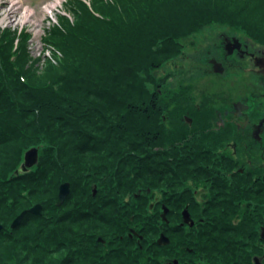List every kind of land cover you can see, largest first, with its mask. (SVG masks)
<instances>
[{"label":"trees","instance_id":"trees-1","mask_svg":"<svg viewBox=\"0 0 264 264\" xmlns=\"http://www.w3.org/2000/svg\"><path fill=\"white\" fill-rule=\"evenodd\" d=\"M65 7L72 19L60 16L46 32L53 59L45 64L28 52V32L16 47V31L0 32V264L264 262V200L250 211L235 198L202 205L188 194L184 181L204 173L203 154L172 143L167 107L149 89L160 86L152 70L182 52L180 40L208 26L238 28L264 45V0H69ZM33 148L39 164L24 172ZM65 183L70 194L59 205ZM156 188L164 190L158 207L177 209L166 219L158 209L147 214ZM39 204L40 216L30 212ZM186 206L193 227L181 224ZM162 233L169 245L158 243Z\"/></svg>","mask_w":264,"mask_h":264},{"label":"rangeland","instance_id":"rangeland-1","mask_svg":"<svg viewBox=\"0 0 264 264\" xmlns=\"http://www.w3.org/2000/svg\"><path fill=\"white\" fill-rule=\"evenodd\" d=\"M30 1L31 6L34 8V12L30 17V23L26 21L23 23L25 26L24 31H29L28 33L31 35L27 48L32 57L36 58L38 55H45L44 59L39 63L45 64V61L53 59L51 50L44 48L46 47L44 46L46 32L55 26L53 24L57 22L58 15L65 14V5L69 0L56 1V9L53 8L50 10V8H48V12L45 11V13L42 9V5L48 0ZM85 1L87 2L89 0ZM9 2L11 1L0 0L1 13H8V8L10 7ZM27 3V1L24 2V4ZM21 9H18V11L20 12ZM18 11L16 14H12L16 17ZM10 16L11 15H8V19H6L9 22L12 21L9 19ZM19 31L20 30H18L17 33L20 38ZM34 33L36 34L34 35ZM225 38L241 39L243 42L248 43L254 50L264 51V45L254 41L238 28L216 24L203 28L202 32L192 38L180 40L183 46L182 52L174 57V59L167 61L161 67L152 70L153 78L158 81V85L160 86L157 88L156 85L152 84L149 86V89L153 93L157 91L160 92L161 96L157 98L159 102L162 100L167 107L164 111L162 110V112H164L162 114L163 119H166L164 121L165 127L170 133V140L176 145L180 144V146H185L186 144H191L193 146H199L201 142V145L204 143L209 149L217 152L219 149L217 148L218 145L215 143L214 138L218 133L222 134V132L227 130L224 129L221 124L219 113H223L227 107L231 108L233 103L237 100L249 99L251 97L247 95L248 90L242 88L240 85L242 82L250 84L255 93L258 92V86L264 82V75L261 69L255 64H250L248 63L249 61L246 60L241 61L236 55L230 56L229 58L227 57L228 55L225 51L224 44ZM59 56L60 53H58V57ZM214 60L222 61L225 69L224 74L214 72L212 65V61ZM187 119L191 120V122H188ZM200 130L202 133L199 134L198 137H185L189 135L195 136L196 132ZM187 139L191 142L188 143ZM193 139H196V141ZM224 140L223 151L226 155L231 157V155H233L232 146L230 147L232 140L229 139V137L224 138ZM227 146L229 148L226 150L225 147ZM206 165L202 164L203 167H207ZM36 166L31 169L36 168ZM201 185L202 186H199L200 188L208 187L203 184ZM199 194L200 191L197 196L194 194L195 199L199 203L203 205L209 202V200H206L208 198H199ZM173 195H175V192L170 196ZM163 197L164 190L162 188H156L151 195L147 214H152L153 210L158 209V214L162 219H166L169 212H171L170 210L173 209L177 211V209L165 203L160 204L158 207V203L163 201ZM188 208V206L183 208L180 213L181 216L184 210ZM166 211L168 212L166 213ZM173 215L174 214H172V216ZM182 223L183 216L181 224ZM259 231L261 236L262 231Z\"/></svg>","mask_w":264,"mask_h":264},{"label":"flooded vegetation","instance_id":"flooded-vegetation-1","mask_svg":"<svg viewBox=\"0 0 264 264\" xmlns=\"http://www.w3.org/2000/svg\"><path fill=\"white\" fill-rule=\"evenodd\" d=\"M224 44L228 58L236 55L241 61H249L248 63L255 64L260 68L264 75L263 50H254L248 43L237 38H225ZM237 46L239 48H236ZM229 49L232 50L231 53H229ZM214 61H212L213 70L217 73L214 69ZM217 62L223 65L222 61ZM224 72L219 74H224ZM240 85L248 90L247 95L251 97L239 99L233 103L231 108L227 107L223 113H219L221 124L227 130L222 134L218 133L214 138L218 145V153L209 149L204 143L201 145V142V146L186 144L183 147H186L184 149L186 151L199 148L203 154L202 164H207V167L202 166L204 173L199 177L187 178L184 181L186 184L184 187L188 194L194 193L195 196L200 191L199 198H208L207 201L214 198L224 201L231 197L235 198L236 206L240 210L249 209L251 211L253 209L257 211L258 208L255 209L256 202L264 200V82L258 86L257 93L248 83L242 82ZM187 121L191 122L189 119ZM201 133L200 130L196 132L195 136L185 137L195 138ZM223 137H229L232 140L230 147L232 146L233 155L231 157L223 151L225 141ZM187 140L188 143L191 142L189 139ZM193 140L196 141V139ZM228 148V146L225 147L226 150ZM201 184L208 187L200 188ZM259 230L263 234L264 225L258 229V240L261 242L259 246L264 248V239L261 238L262 234L260 236Z\"/></svg>","mask_w":264,"mask_h":264},{"label":"water","instance_id":"water-1","mask_svg":"<svg viewBox=\"0 0 264 264\" xmlns=\"http://www.w3.org/2000/svg\"><path fill=\"white\" fill-rule=\"evenodd\" d=\"M236 48H239V46H237ZM232 50L229 49V53H231ZM214 69L217 73H223L224 72V68L223 65L217 61H214ZM39 163V150L37 148H33L31 150H29L26 155H25V162L24 164L21 166L22 171L27 172L29 171V169L35 167L37 164ZM17 174L19 173L16 172ZM70 194V184L69 183H65L61 186L60 188V203L59 205L63 204V202L66 200V198L68 197V195ZM42 210L43 207L41 204L36 205L35 207H33L30 212L35 214V215H42ZM168 211H166L167 213ZM27 211L23 212L12 224V228H16L17 226H19L22 222V220L24 219L25 215H26ZM166 215V214H165ZM183 223L182 225H189L191 227L194 226L195 222L191 217L190 212L188 211V209H185L183 212ZM3 229V226L0 225V231ZM262 239H264V232L262 234ZM158 243L160 245H169L170 244V239L165 235V234H161L159 239H158ZM254 262L255 264H264L262 259L255 257L254 258ZM164 264H179L178 260H173Z\"/></svg>","mask_w":264,"mask_h":264},{"label":"built area","instance_id":"built-area-1","mask_svg":"<svg viewBox=\"0 0 264 264\" xmlns=\"http://www.w3.org/2000/svg\"><path fill=\"white\" fill-rule=\"evenodd\" d=\"M9 1H11V2H9L10 7L8 8V13L5 14V13H1V11H0V27H2V28L7 27V26H11V27H14V28L18 27V29L20 30L24 26L23 25L24 21H20L22 23L16 22V21L14 22L13 19H12L13 17H11V16H14L12 13L16 14L18 9L22 8L20 10V12L18 11V14L16 15V18H19L21 16V14H23V15L26 16V20L25 21L28 22L29 8L26 5H22L20 0H9ZM6 15L7 16L11 15L9 19L12 20V21L9 22L8 20H6V19H8V17L5 18V20L2 19L3 17H6ZM9 24H11V25H9ZM15 24H17V25H15ZM35 34L36 33H34V35Z\"/></svg>","mask_w":264,"mask_h":264},{"label":"bare ground","instance_id":"bare-ground-1","mask_svg":"<svg viewBox=\"0 0 264 264\" xmlns=\"http://www.w3.org/2000/svg\"><path fill=\"white\" fill-rule=\"evenodd\" d=\"M56 5H53L52 7H55ZM29 11L30 12H32V10L31 9H29ZM8 16L6 15V17H3L2 19H4L5 20V18H7ZM11 17H13L12 19H13V21L15 22H20V21H25L26 20V16L25 15H23V14H21V16L19 17V18H16L15 16H11ZM20 23H22V22H20Z\"/></svg>","mask_w":264,"mask_h":264}]
</instances>
